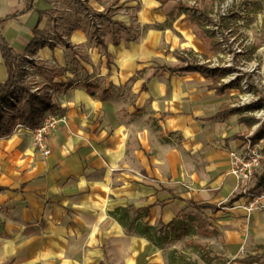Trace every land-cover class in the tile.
Returning <instances> with one entry per match:
<instances>
[{
    "label": "crops",
    "instance_id": "crops-1",
    "mask_svg": "<svg viewBox=\"0 0 264 264\" xmlns=\"http://www.w3.org/2000/svg\"><path fill=\"white\" fill-rule=\"evenodd\" d=\"M57 1L0 0L2 37L23 56L22 62L29 59L38 67L42 87L54 91V102L67 118L53 134L47 157L34 150L26 133L0 138V264H101L107 255L120 264H166L162 250L143 237L126 235L114 212L129 205L149 207L148 225L160 227L177 219L189 202L219 207L236 193L238 180L228 173V153L243 148L240 139H230L240 136L232 135L235 115L211 119L221 106L233 108L228 102L235 92L216 94L209 89L211 80L198 72L152 76L161 67H172L154 69L145 58L150 45L133 40L113 46L101 36L110 59L98 47L101 70L90 76L94 66L68 51L86 48L84 34L73 33L79 39L75 48L53 39L56 12L51 18L44 13L55 11ZM80 1L92 11L89 0ZM163 1L151 0L152 8ZM176 5L182 37L169 42L199 51L203 42ZM35 28L50 37L46 46L28 52ZM202 28L207 29L205 23ZM73 57L87 79L83 71H70ZM183 59L179 66L189 63ZM6 78L0 55V84ZM115 90L126 95L114 96ZM126 98L135 101L136 109L119 112ZM234 204L218 211L229 209V218L219 221L228 258L264 245V209L247 214ZM255 253L260 252L232 260Z\"/></svg>",
    "mask_w": 264,
    "mask_h": 264
},
{
    "label": "rangeland",
    "instance_id": "rangeland-1",
    "mask_svg": "<svg viewBox=\"0 0 264 264\" xmlns=\"http://www.w3.org/2000/svg\"><path fill=\"white\" fill-rule=\"evenodd\" d=\"M179 1L195 13L198 12L204 20L207 28L206 35L210 41L207 44L202 40L203 43H199L201 44L199 51L180 49L182 43L178 45L169 42L170 37L175 42H181L180 25L182 23L179 21L178 14L173 10ZM88 6L92 8V11H88L89 19L87 20L83 7L75 0H58L54 4L56 18L53 19L50 30L53 39L61 47L69 44L75 48L79 39L73 33L80 31L84 34L86 48L68 51L72 56L77 53L79 59L94 66L90 76L101 70L100 55L102 54L100 48L94 47V39L90 37L92 25H97L99 36L105 41L109 40L101 22L94 19V13L100 12L106 6H113L115 18L124 21L133 32L135 36L133 42L142 45V47L146 44L150 45L151 50L146 52L147 57L145 58L154 69L161 65L172 68L179 66L182 64L181 60L188 57L189 63L196 60L207 65L208 68L220 71V85L230 86L229 89L235 92V95L229 97L228 103L239 110L231 119L232 135L239 134L241 136L239 139L243 142L244 147L248 141L252 144L251 138L257 130H261L263 137L252 145L258 146L262 156L256 173L264 170V2L260 3L254 0H164L160 2L158 9H154L151 0H89ZM159 9L160 11L157 12ZM257 10L261 13H256ZM156 13H160L161 17L157 18ZM184 26L186 25L183 24L181 28ZM190 30L193 32L195 28L192 27ZM59 35L65 38L59 40ZM189 37L195 40L192 35ZM212 44L215 49L217 47V50L211 49L210 45ZM204 56L208 59L204 60ZM73 64L74 67L70 68L72 74L75 75L76 72L83 71L84 76L82 77L87 79V72L78 67L77 59L74 57ZM21 68L23 76L19 88L23 89V97L18 106H13L14 110L12 113L10 112L11 114L9 113L11 116H17L23 103L32 100L34 95L44 93L54 102V91L47 86L42 87V83L38 79L35 71L38 67L28 59L21 62ZM42 74L49 75L46 71H42ZM112 93L114 96L122 98L126 95L122 90H115ZM134 102L126 98L122 107L118 109L119 112L132 110L133 107L136 109ZM2 106L5 111L1 112L6 113V107ZM261 110L262 114H260ZM241 118L254 119L255 123L251 128H247L245 123L240 121ZM251 185L252 180L237 181L236 193L245 192ZM240 202H246V199H240L235 204L239 205ZM227 210L229 209L211 213L210 210H197L188 207L182 218L196 219L195 221L187 219L189 226L194 227L195 233L168 244L166 249L162 250L166 264H207L201 259L202 253L213 258L208 264H229V261L237 258L236 255L243 257L251 251H259L264 254V245L261 244L250 246L246 252L236 253L233 258L227 257L230 254L225 245L223 232L219 227V221L229 218ZM187 242H192L198 247H189ZM101 264L120 263L111 255H107Z\"/></svg>",
    "mask_w": 264,
    "mask_h": 264
},
{
    "label": "trees",
    "instance_id": "trees-1",
    "mask_svg": "<svg viewBox=\"0 0 264 264\" xmlns=\"http://www.w3.org/2000/svg\"><path fill=\"white\" fill-rule=\"evenodd\" d=\"M75 1L83 7L85 12L91 11L88 7L83 6L80 0ZM175 9L185 14L183 21L195 28V35L209 44L208 41H210V38L206 35L207 31L202 28L204 20H202V18L195 13H192V10L189 7H186L181 3H177ZM44 15L50 18L54 17L55 11L50 10L45 12ZM88 15L89 14L87 13L85 17L87 20L89 19ZM114 16L115 12L113 6H106L102 12L94 13V19L100 20L101 25L107 32L109 43L113 46H118L121 41H133L135 36L132 34V32L123 23L115 20ZM33 34L34 39L28 48V52L32 48H43L46 46L47 40L50 37L49 33L46 31H39L36 28L33 30ZM90 37L94 39L95 46L100 47L105 57L109 60L110 55L107 52V43L99 36L96 24L92 25ZM59 38H61V35H59ZM210 47L214 51L217 50L213 45H210ZM0 55L7 71L6 80L0 84V104L6 107V113L0 112L1 138L9 135L16 124H21L31 130L35 129L41 124L45 114L59 112V109L56 103H54L46 94L41 93L39 95H34L32 100L25 101L17 116H11L10 114L14 108L7 98L13 93L14 90L20 87V82L23 76V71L21 68L23 56L16 52L2 37L1 28ZM182 61H184V59H182ZM162 71L169 73L198 72L206 80H211L212 83L209 86V89L214 90L218 95H222L225 90L230 88V86L218 84L221 79V73L218 69L208 68L207 65H198L196 60L191 61L187 64V66H175L174 68L161 67L152 76L159 75ZM238 112V109L223 105L211 119L225 120L237 114ZM240 121L245 123L247 128H251V126L255 123L254 119L245 120L244 118H241ZM262 137L263 134H261V130H257L255 135L251 138L252 144L257 143V141ZM239 138H241V136H233L230 139L235 140ZM251 180L252 185L250 188H248V190L240 194L233 193L232 196L219 207L213 204H198L194 202H189L188 205L189 207L195 208L197 210H210L211 213H216L220 210V208L231 207L240 198L250 199L256 194L264 192V170H262L260 173H255ZM3 191L4 189L0 188V193ZM114 215L117 218L118 223L123 227L126 235L143 237L159 250H165L168 244L179 241L182 238L195 233L194 227L191 225L189 226L187 219L190 221H195L196 219L187 217L186 219H183L182 216L184 215V212H181L177 219L171 221L167 225H162L160 227H152L148 225L146 219L149 216V207L135 208L129 205L126 208L116 209ZM187 245L189 247H198L197 245L192 244V242H187ZM201 259L208 264L213 258H210L206 253H202ZM234 263L264 264V254L255 253L254 255H250L241 259H234L229 262V264Z\"/></svg>",
    "mask_w": 264,
    "mask_h": 264
},
{
    "label": "built area",
    "instance_id": "built-area-1",
    "mask_svg": "<svg viewBox=\"0 0 264 264\" xmlns=\"http://www.w3.org/2000/svg\"><path fill=\"white\" fill-rule=\"evenodd\" d=\"M22 97L23 89L18 88L7 99L10 104L16 107ZM1 111H5L2 105L0 106ZM262 113L263 111L261 110L260 114ZM66 120V115L62 112L47 113L37 128L31 130L21 124H16L12 132L28 134L34 150L42 156L47 157L52 152L51 140L53 134L66 123ZM261 159L262 156L258 150V146L252 145L248 141L241 151H230L228 153V173L238 181H250L260 166ZM239 207L245 210L247 214L264 209V192L256 194L250 199L246 198V202L240 203Z\"/></svg>",
    "mask_w": 264,
    "mask_h": 264
}]
</instances>
